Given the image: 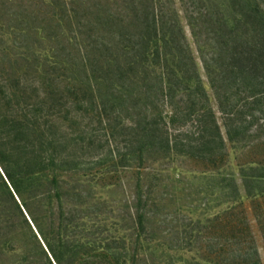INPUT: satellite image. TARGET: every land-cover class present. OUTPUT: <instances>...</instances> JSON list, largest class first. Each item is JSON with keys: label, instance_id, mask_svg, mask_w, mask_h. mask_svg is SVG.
Returning a JSON list of instances; mask_svg holds the SVG:
<instances>
[{"label": "trees", "instance_id": "obj_1", "mask_svg": "<svg viewBox=\"0 0 264 264\" xmlns=\"http://www.w3.org/2000/svg\"><path fill=\"white\" fill-rule=\"evenodd\" d=\"M181 2L222 123L174 0H0V264L87 260L62 227L75 215H63L74 198L60 177L102 167L137 172L127 216L146 249L199 254L188 264H261L224 165L228 142L264 135V0ZM178 158L211 165L228 205L204 221L178 206L174 239L172 196L157 202L143 176ZM249 170L253 195L264 166Z\"/></svg>", "mask_w": 264, "mask_h": 264}, {"label": "rangeland", "instance_id": "obj_2", "mask_svg": "<svg viewBox=\"0 0 264 264\" xmlns=\"http://www.w3.org/2000/svg\"><path fill=\"white\" fill-rule=\"evenodd\" d=\"M174 2L207 88L210 104L222 123L218 101L191 35L182 2L181 0H174ZM89 121L87 119V122ZM256 138L258 139L237 146L228 142L224 172L229 179H234L238 184L240 191L237 199L240 205L238 208L246 214L260 262L264 264V189L261 192H254L253 195L249 194L241 172L242 168H245L246 173H250L251 166H264V135ZM160 167L162 168L154 170L158 173L155 178L150 174L143 176V179L153 181L155 185L153 196L157 198V202L168 204V200H159V197L172 196L171 209L175 217L167 222L170 225V237L173 236L174 239L177 237L175 231L182 223V215L175 211L178 206L186 210L185 214L188 218L194 220L199 218L204 221L228 205L226 202H221V199H217L220 196L221 180L220 177L214 176L213 170L210 169L211 165L199 160L178 158L174 161H164ZM60 178L66 181L70 189L69 196L74 198L67 199L69 204L63 205V215L66 216L69 210H72L71 214L75 215L74 221H62V227H66V238L77 246L78 256L87 258V260L80 259L77 264H108V257L111 259L113 255L120 256V261H114L113 264H188L187 260L200 259L199 254L194 251L169 256L167 249L160 246L146 249L144 235L142 233L139 235L133 219L127 216L129 206L134 204L137 191L138 174L135 170L117 171L102 167L97 172L64 174ZM72 186L76 188L72 189ZM73 191L78 192L79 196L74 197ZM167 192L169 195L166 194ZM207 200L210 208L204 213L202 201ZM54 206L55 218H57L55 224L58 226L61 209L56 200H54ZM187 220L189 219L186 218L185 221ZM20 258L21 255L17 254L14 261L18 263Z\"/></svg>", "mask_w": 264, "mask_h": 264}]
</instances>
